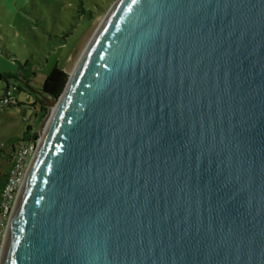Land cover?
<instances>
[{
  "label": "water",
  "instance_id": "water-1",
  "mask_svg": "<svg viewBox=\"0 0 264 264\" xmlns=\"http://www.w3.org/2000/svg\"><path fill=\"white\" fill-rule=\"evenodd\" d=\"M40 95L0 264H264V0H115Z\"/></svg>",
  "mask_w": 264,
  "mask_h": 264
},
{
  "label": "rangeland",
  "instance_id": "rangeland-1",
  "mask_svg": "<svg viewBox=\"0 0 264 264\" xmlns=\"http://www.w3.org/2000/svg\"><path fill=\"white\" fill-rule=\"evenodd\" d=\"M114 1L0 0V179L10 165L12 140L21 138L27 125L40 138L41 121L51 111L40 95L43 78L53 66L68 74L74 69ZM25 61L28 79L18 75ZM6 85L21 87L14 96L18 103H2Z\"/></svg>",
  "mask_w": 264,
  "mask_h": 264
},
{
  "label": "trees",
  "instance_id": "trees-1",
  "mask_svg": "<svg viewBox=\"0 0 264 264\" xmlns=\"http://www.w3.org/2000/svg\"><path fill=\"white\" fill-rule=\"evenodd\" d=\"M20 68V75L22 79H28L31 72H28V69H30V65L27 61L23 62L22 64H19ZM12 75V74H11ZM17 74H15L16 76ZM68 79V73L65 72L63 69L53 66L51 70L47 73V75L43 78V81L40 84V92H42L45 95H49L53 97V100L55 101L59 95L61 94L66 82ZM21 90V87L18 85H6L4 88L3 96L9 97V102L4 105H11L18 103V100L14 97L16 91ZM37 97L34 99V102H37ZM31 125H27L25 127V130L23 131V134L21 138L13 139L12 144L15 143L19 144L22 143L24 145H27L28 147L35 149L36 143H37V132L33 131ZM13 149V148H12ZM3 152V149L0 148V153ZM8 172L7 170L2 174V177L0 179V218L4 215L6 218H4V222L6 223L7 217L9 212L4 211V206L2 205V198H1V188L4 183L6 174ZM4 223V224H5ZM1 243V239H0Z\"/></svg>",
  "mask_w": 264,
  "mask_h": 264
},
{
  "label": "built area",
  "instance_id": "built-area-1",
  "mask_svg": "<svg viewBox=\"0 0 264 264\" xmlns=\"http://www.w3.org/2000/svg\"><path fill=\"white\" fill-rule=\"evenodd\" d=\"M8 102L9 97L3 96L2 103L6 104ZM33 151L34 149L22 143L13 146L10 165L1 188L2 205L4 206V211H8L9 214L12 209L13 201L16 197L17 191L24 178ZM4 218H6L4 215L0 218V239H2L7 224V220L5 223Z\"/></svg>",
  "mask_w": 264,
  "mask_h": 264
}]
</instances>
